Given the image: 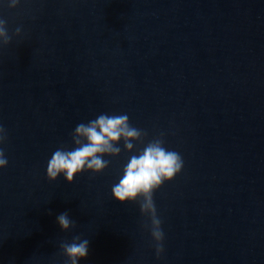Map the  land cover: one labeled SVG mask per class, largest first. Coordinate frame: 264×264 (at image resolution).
Returning a JSON list of instances; mask_svg holds the SVG:
<instances>
[{
	"label": "water",
	"instance_id": "obj_1",
	"mask_svg": "<svg viewBox=\"0 0 264 264\" xmlns=\"http://www.w3.org/2000/svg\"><path fill=\"white\" fill-rule=\"evenodd\" d=\"M0 19V264H67L75 236L79 264H264V0H0ZM102 113H126L143 143L49 181L53 152ZM161 134L184 167L154 193L157 257L138 203L111 189Z\"/></svg>",
	"mask_w": 264,
	"mask_h": 264
},
{
	"label": "clouds",
	"instance_id": "obj_2",
	"mask_svg": "<svg viewBox=\"0 0 264 264\" xmlns=\"http://www.w3.org/2000/svg\"><path fill=\"white\" fill-rule=\"evenodd\" d=\"M19 0H9V7L15 8ZM20 28L15 29L14 35L19 36ZM12 40L7 28V21L0 19V46L8 45ZM147 132L134 127L129 116L124 114L102 113L87 123L78 124L71 133V149L61 146L57 148L47 164V178L55 181L63 176L68 183L84 172L93 175L102 173L110 164L108 157H118L121 154L122 142L124 150L133 153L136 143H143ZM7 140V131L0 125V145ZM8 165L4 149L0 147V168ZM184 167L180 153L165 147L163 134L148 141L140 150L132 154L123 166L118 183L113 184L112 197L119 203H138L142 216L150 223L143 227L150 232L157 257L164 250V231L162 220L159 218L154 202V193L165 183L172 181ZM61 230L68 231L75 226L67 212L57 216ZM67 264H79L86 258L89 250V240L73 237L71 242L60 245Z\"/></svg>",
	"mask_w": 264,
	"mask_h": 264
}]
</instances>
